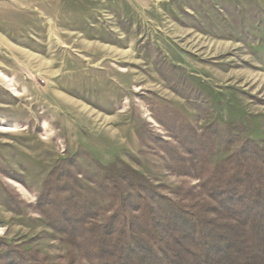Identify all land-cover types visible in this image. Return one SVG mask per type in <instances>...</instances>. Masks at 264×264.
<instances>
[{
    "label": "rangeland",
    "instance_id": "1",
    "mask_svg": "<svg viewBox=\"0 0 264 264\" xmlns=\"http://www.w3.org/2000/svg\"><path fill=\"white\" fill-rule=\"evenodd\" d=\"M0 73V238L59 263L66 245L29 205L60 161L119 159L168 190L196 187L139 140H170L160 106L198 132L242 122L264 141V0H0Z\"/></svg>",
    "mask_w": 264,
    "mask_h": 264
},
{
    "label": "trees",
    "instance_id": "2",
    "mask_svg": "<svg viewBox=\"0 0 264 264\" xmlns=\"http://www.w3.org/2000/svg\"><path fill=\"white\" fill-rule=\"evenodd\" d=\"M153 112L170 140L145 132L140 142L155 143L166 169L196 187L168 190L119 159L95 162V172L77 156L62 160L29 208L66 245L63 261L0 238V264H264V141L245 136L242 122L198 132L169 106ZM217 147L226 156L211 166Z\"/></svg>",
    "mask_w": 264,
    "mask_h": 264
},
{
    "label": "bare ground",
    "instance_id": "3",
    "mask_svg": "<svg viewBox=\"0 0 264 264\" xmlns=\"http://www.w3.org/2000/svg\"><path fill=\"white\" fill-rule=\"evenodd\" d=\"M1 74V73H0ZM1 77H3V75H0ZM4 78V77H3ZM5 80H6V78H5Z\"/></svg>",
    "mask_w": 264,
    "mask_h": 264
}]
</instances>
